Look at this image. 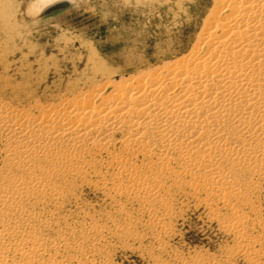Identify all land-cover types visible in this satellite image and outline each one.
I'll use <instances>...</instances> for the list:
<instances>
[{
  "label": "rangeland",
  "instance_id": "rangeland-1",
  "mask_svg": "<svg viewBox=\"0 0 264 264\" xmlns=\"http://www.w3.org/2000/svg\"><path fill=\"white\" fill-rule=\"evenodd\" d=\"M207 1L73 0L68 8L29 18L31 0H0V105L37 115L107 81L136 85L189 52L204 26ZM120 147L105 159L81 158V170H74L75 155L62 162L42 156L10 160L0 145V183L35 218L42 239L55 237L56 225L81 232L98 227L96 239L107 244L110 264H264V178L256 167L219 160L235 181L222 195L178 163L137 169L135 180L160 190V207L149 209L128 174L115 172L129 161L123 152L118 157ZM29 176L55 194L21 190L18 182ZM173 206L179 210L160 222L168 227L161 234L154 218ZM45 216L52 226L39 222ZM77 255L69 253L68 261Z\"/></svg>",
  "mask_w": 264,
  "mask_h": 264
},
{
  "label": "bare ground",
  "instance_id": "bare-ground-1",
  "mask_svg": "<svg viewBox=\"0 0 264 264\" xmlns=\"http://www.w3.org/2000/svg\"><path fill=\"white\" fill-rule=\"evenodd\" d=\"M72 1L31 0L26 14H49ZM204 8V26L189 52L142 76L136 85L107 81L73 95L65 107L50 105L37 115L0 105V145L8 148V159L42 156L62 162L75 155L74 170H81V158L105 159L120 144L118 157L124 153L129 161L115 172L128 174L135 195L149 209L160 207L159 187L145 189L132 173L152 164L171 169L178 163L220 195L235 181L220 169L219 160L256 167L257 176L264 178V0H208ZM18 186L47 197L55 194L32 176ZM178 210L165 207L162 217L154 218L161 234L168 227L160 222ZM39 222L52 224L48 216ZM54 231L55 237L40 238L35 218L0 183V264H110L104 258L107 244L96 239L98 227L81 232L78 226L56 225ZM47 247L61 251L48 254ZM71 252L79 255L69 262Z\"/></svg>",
  "mask_w": 264,
  "mask_h": 264
}]
</instances>
